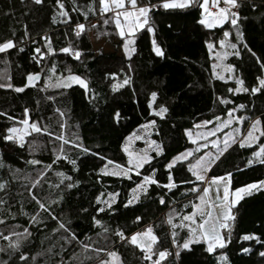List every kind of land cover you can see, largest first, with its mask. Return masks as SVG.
<instances>
[{"label": "trees", "instance_id": "trees-1", "mask_svg": "<svg viewBox=\"0 0 264 264\" xmlns=\"http://www.w3.org/2000/svg\"><path fill=\"white\" fill-rule=\"evenodd\" d=\"M61 2L63 9L56 0H42L40 4L34 0H0V43L12 40L15 44L14 48L0 53V84L13 85L0 88V113L3 114L0 115V184L4 185L0 188V220L4 221L0 223V233L10 237V240L0 239V248L4 249L0 251V264H25L19 259L21 254L28 258L27 264H101V261L150 264L144 260L139 247L116 235L118 230H123L125 236L130 237L150 225L159 237L160 250L167 249L171 253L166 264H264V256L260 255L264 252V189L251 191L232 208L235 219L229 222L230 243L223 249L217 247L213 253L207 252L202 240L191 244V251L179 248L189 237V230L173 228L167 223L171 215L173 223L179 225L183 215L193 212L192 204L199 202L198 194L189 191L199 184L188 170L189 161L178 163L173 169L175 188L168 190L153 184L148 186V194L141 193L136 203L124 206L133 195L131 190L144 175L151 174L152 168L157 169L155 179L161 184L168 183L165 164L192 146L187 131H192L196 124L213 121L216 117L224 119L234 109L232 112L238 117L245 118L241 131L246 130L247 134L252 126L250 122L257 118L261 120L257 128L264 129V90L254 95L250 91H229L237 87H258L257 78H264L261 67L264 63V0H241L236 26L227 20L211 29L198 23L201 8L196 4L183 9H164L159 6L161 0H138L141 6L148 3L158 6L148 14L147 24L134 31L127 51L124 38L118 36V44L110 41V37H117V28L114 22L104 23V19L112 15L109 12L101 16L99 0ZM61 11L68 15L61 16ZM64 21H69L72 28L76 23L84 24L81 37H76ZM92 21L94 24H90ZM149 28L153 31L149 32ZM90 30L110 41L115 51H95L89 38ZM237 30L243 33L242 41L236 38ZM225 32L230 36L225 37ZM45 36L51 38L56 52L36 63L32 58L36 55L35 49L40 47L47 51ZM153 40L163 50V56L153 51ZM221 40L225 42L223 49ZM70 42L81 52L79 59L59 51ZM209 43L214 45L212 49L208 48ZM231 43H236L237 49L229 47ZM118 48L122 49L121 55L117 54ZM236 51L239 56L235 55ZM53 66L55 74L50 71ZM69 72L83 78L87 90L79 84L68 88L46 87V83L54 85ZM29 73H40L41 79L24 92H16L14 88L23 86ZM237 79L244 81L242 86L236 83ZM153 92L157 96L149 108ZM222 99L228 103H222ZM160 106L168 109L163 118L152 112V108L159 110ZM116 113H119L118 120ZM25 119L73 142L63 145V154L68 159L53 163L54 150L59 149L62 141L54 140L47 133L32 131L23 147L4 140L7 129L21 125ZM151 120L155 121L151 138L161 145L162 154L151 153V163L138 170L140 176L132 172L131 180L104 175L101 169L107 160L128 167L124 152L127 138ZM256 134L259 139L247 137L245 147H240L239 143L230 147L212 166L209 177L231 172L235 185L264 180V164L254 162L248 166L250 159H264L253 156L264 145V136L259 131ZM73 144H82L89 151L84 153ZM33 159L42 163L32 165L29 161ZM70 160H76L75 170ZM48 164L52 167L39 177V172ZM60 172L71 180L58 176ZM37 179L40 183L33 188L32 183ZM187 180L194 183H182ZM68 183L75 186L68 189ZM200 185L202 188L203 184ZM109 193H118L111 208L106 203H97V197L111 201ZM33 194L49 211L39 207ZM161 196L164 204L160 203ZM253 212L257 216L254 236L259 239L244 240L245 235H253V229L248 226L250 220L255 221L251 217ZM33 216L40 222H33ZM137 216H141L142 221H136ZM94 218L101 221V225H97ZM61 223L71 231L60 228ZM24 229H28L31 236ZM173 232L177 234L176 245L172 244ZM222 232L227 237V230L222 229ZM13 233L23 234L19 237L18 249L9 247L10 241L18 239ZM72 233L77 239H70ZM81 241L91 247L85 250ZM244 248L249 251H242ZM94 249L103 251L97 253ZM108 252L116 256H109ZM224 255L226 262L221 260Z\"/></svg>", "mask_w": 264, "mask_h": 264}, {"label": "snow or ice", "instance_id": "snow-or-ice-1", "mask_svg": "<svg viewBox=\"0 0 264 264\" xmlns=\"http://www.w3.org/2000/svg\"><path fill=\"white\" fill-rule=\"evenodd\" d=\"M36 4L42 3V0H34ZM57 4L60 6L61 9H63V3L61 0H56ZM221 3H223V7H221ZM193 4H196L198 7L203 9L201 14V19L198 21L201 25H204L205 27L211 29L218 23H223L226 20H229L230 23L233 26H236L238 24V21L240 19L239 11H233V9H239L241 7V0H161V3L159 4L160 7H163L164 9H183L191 7ZM158 5L155 4H145L143 6L138 4V0H99V11L101 16H103L105 13L112 12L113 15L109 18L104 19V23L108 24L110 22H114L116 27L120 30V35L122 38L125 39V50L127 51L128 45L131 44L133 41L131 40L132 32L140 27H143L148 22V14L150 11H152L153 8H156ZM212 8L217 9L216 12L211 11ZM92 11H95V8L91 9ZM61 16H67V12L61 11ZM86 16V14H85ZM207 17V18H205ZM123 18V21L122 19ZM55 19V18H54ZM71 20V17H69V21ZM69 21H64V23L69 24ZM128 23L129 31L126 34L124 31V28L122 27V23ZM69 28L71 31H74L76 37H81V34L85 31V25L82 23H76L75 27L72 28L69 24ZM149 32L153 31L152 28L148 29ZM225 37H229L230 33L225 32ZM237 40L242 41L243 39V33L237 30ZM46 41L45 47L47 48V51H43L40 47H37L35 49V54L32 58L36 61V63H41L43 59L46 56L54 55L56 50L52 46V40L50 37L45 36L44 37ZM224 41L221 40L220 44L223 47ZM15 47V44L12 40H7L4 43H0V53L6 52L8 49H12ZM214 45L212 43L208 44V48L212 49ZM229 47L232 49H237L236 43L229 44ZM244 47L247 48V44H244ZM135 49H133L134 51ZM23 51V49H21ZM60 52L69 54L73 56L76 59H79L81 56V52L77 49H75L71 42L69 43V46L62 47L59 49ZM153 51L157 56H163L164 52L163 50L156 44V41L153 40ZM251 51V49H249ZM239 51L235 52V55L239 56ZM226 55V54H225ZM253 56L256 54L253 52ZM259 62V58H258ZM216 67L215 65L213 66ZM261 67L264 68V63H261ZM50 71L55 74V66H53ZM220 79H224L223 76L219 77ZM41 79L40 73H29L26 76V83L21 87H15L14 90L18 93L24 92L25 88L35 86L34 82L39 81ZM259 86L258 87H252L249 88H242L237 87L235 89H229L230 92L239 93L241 91L243 92H251L253 95L257 92H260L264 90V78L258 77ZM49 80H51V77H49ZM72 83L79 84L82 88L87 90L88 85L87 82L81 78L78 75L72 74L69 72V75L61 77L56 84H47V86L51 87H64L68 88L71 87ZM127 83V81H125ZM236 83L238 85H243L244 81L237 79ZM12 88L13 85L11 84H0V88ZM115 90V86H114ZM152 100L149 101V108L152 107V103L155 101V98L157 96V93L153 92L151 93ZM49 99H52L49 97ZM222 103H228L227 100L222 99ZM240 108H243L244 105H240ZM28 109H25V115L28 114ZM154 114L156 116H159L161 118L164 117V114L168 111V109L164 106H160L159 110H153ZM232 111H229L228 116L229 119L224 120L221 124L215 125L213 130H209L207 135H205L203 138L207 141L208 136H215L217 131H222L224 128L228 127L232 123ZM57 112H60V115L63 116L64 113L61 112L59 109H57ZM0 115H3L0 113ZM116 119L119 118V113L115 114ZM220 117H216L217 121H220ZM241 122L245 119L243 117L237 118ZM23 125H25L24 129L11 127L7 129L8 135L4 136V140L6 141H14L19 143L20 147L24 146L23 142V136L24 135H30L31 133L27 131V129H31L34 132L37 133H47L50 137H54V140L62 141L59 149L54 150V155L56 157L55 160H53V163H56L60 159H68L66 155H64V144L73 143L71 141H68L65 139V137L61 135H55L52 132L48 131L47 127L41 128L38 123L33 122L29 123L28 119H25L22 121ZM212 123L211 121H203L204 125ZM155 121L151 120L148 122L147 125H143L145 129L148 128L150 125H154ZM261 124V120L257 118L255 121L252 122L251 128L248 130L247 136L253 137L254 131H259L261 136H264V129L257 128L258 125ZM64 125L61 124V128H63ZM196 127H200V125H196ZM187 131V130H186ZM237 133L240 132L239 129H235ZM187 134L189 137H191V132L187 131ZM226 138L222 141L221 144H218L215 140L211 141L212 147L215 149L214 153H205L204 155H201L198 159H196L195 163L193 164L191 161H189V157H192L194 155V152H199L201 148H207L208 144L205 143L203 145L198 146L194 150H186L183 153L177 154L175 157L172 158V160L168 161L165 164V169L168 171V183L161 184V182L157 179H155V173L157 172L156 168H152L150 175H144L142 178V181L136 185L135 188H133L131 191L133 193L132 197L127 200L125 203V207H129L130 205L136 203L140 199L141 193L148 194V186H151L153 184L157 185L158 187H162L164 189L171 190L172 188L176 187V183L174 181L172 171L176 167L178 163H182L184 161L188 162V170L191 172L192 176L195 178V181L201 182L204 186L201 188L200 184H195L194 187H192L189 191L192 193H197V199L199 200V203L192 204L193 212L190 214L183 215L181 222L179 225H176L173 223V217L170 215L167 223L170 224L173 228L176 227H182L187 228L189 230V237L184 240L182 245H178L179 248H183L186 250L191 251L190 245L194 243H199L201 240L207 243V252L213 253L217 247L223 249L227 246L228 243H230V235H231V224L230 221H233L235 219L234 215L232 214V208L236 205L239 199H242V194H251L252 190L259 191L261 189H264V180L257 181L255 183L247 184L243 187L235 188L234 190L230 189V183H231V177L232 173L227 172L224 176H212L211 178L208 177L207 173L211 170L212 165H214L218 160H220L221 156L224 155L225 152L228 151V149L231 147V144L233 143H239L240 147H245V140L244 139L237 141L234 136L231 134H225ZM137 139H141V137H136ZM254 139H259V137H253ZM231 141V143L229 142ZM193 144L196 143L195 140L192 141ZM152 145H155L154 151H156L157 155H161L163 152V148L161 145L157 144L156 141L151 142ZM74 147L81 148L84 153H87L89 149L84 148L82 144H73ZM250 146V144L248 145ZM125 152H128V149L125 147ZM131 157L132 154L128 153ZM254 157H264V145H262L259 148V151L253 153ZM102 159H106L105 157H101ZM153 157L147 154L145 151L142 156H138L135 161H133L131 158L129 160V167L125 168L122 165L116 164L115 161L107 160V164L104 166V168L101 169V172L104 175H114V176H123L127 179L131 180L132 177L129 175L130 172L133 170L142 168L144 164H150ZM73 165V169H76V160H70L69 161ZM254 162H259L261 164H264V159H259L258 161L249 160L248 166H251ZM32 165L41 164L42 162L39 160H31L29 161ZM108 165H113L114 170L109 172ZM52 167L51 164L45 165L43 170L39 172V177L44 176V172H46L48 169ZM58 176L62 177L63 179L71 180V177L65 176L64 173L60 172L57 173ZM136 175L140 176L141 173L139 171H136ZM63 179L61 180V183H63ZM40 183V180L37 179L32 183V187L35 188ZM78 183V182H76ZM182 183H194L192 180L182 181ZM75 186L74 183H68L66 187L68 189H71ZM4 185L0 184V188H3ZM56 187H59V185H56ZM214 188L215 196L211 200V203H209L208 198L210 190ZM222 190V195H221ZM103 195V194H101ZM109 197H111V201H102L100 197H97V203H106L108 208H111L112 203H115V198L118 195V193H109ZM235 196V199H230V197ZM34 200H36L37 204H39V207L45 211H49L48 208H46L45 204L39 200V198L33 194L32 197ZM62 198V197H61ZM160 203L164 204L165 199L163 196L159 198ZM2 203V201H0ZM98 211L103 212L104 208H98ZM197 216H199V221L197 220ZM33 222L39 223L40 221L37 220L36 216H33L32 218ZM53 219H56V217H53ZM95 220V218H94ZM136 221H142L141 216L136 217ZM4 221L0 220V223H3ZM187 222V223H185ZM95 223L97 225H101V221L95 220ZM60 228L65 229V231H71L70 229L66 228L65 224L61 223ZM223 230H227V237L222 232ZM107 231V229H104ZM24 232L27 233L28 236H31V232L28 229H24ZM12 235H15L18 237L16 241H10L9 247L13 249L19 248V237L23 234L21 233H13ZM116 235L121 239L124 240L126 243H130L131 245H135L139 247L143 252V258L145 261L150 262V264H161V262L167 261V257L171 255V253L167 250H160L159 248V237L154 233L153 227L150 225L148 226L144 231L142 232H135L130 237H126L123 230H118L116 232ZM177 234L175 232L172 233V244L176 245L177 241L175 239V236ZM0 239L3 240H10L9 236L3 235V233H0ZM70 239L75 240L76 235L75 233L71 234ZM244 240H251V239H259L258 237H255L254 235H245L243 237ZM85 250H88L91 246L88 244H84L82 241L80 242ZM155 246V247H154ZM0 251H4V249L0 248ZM95 252L99 253L100 251H103V249H94ZM244 252H248L249 249L244 248L242 249ZM109 256H116V253L114 252H108ZM177 255H179V252H177ZM261 256H264V252L260 253ZM156 257V259H153V257ZM89 257H85V259H88ZM19 259L21 261H24L25 264H27V257L23 254L20 255ZM34 259V258H33ZM222 261H227V256L224 255L221 257ZM4 264H7V262H4ZM101 264H110L108 261H101Z\"/></svg>", "mask_w": 264, "mask_h": 264}, {"label": "rangeland", "instance_id": "rangeland-1", "mask_svg": "<svg viewBox=\"0 0 264 264\" xmlns=\"http://www.w3.org/2000/svg\"><path fill=\"white\" fill-rule=\"evenodd\" d=\"M202 11H203V9H201V14H202ZM110 14L113 15L112 12ZM205 18H207V17H205ZM121 19L123 21V18H121ZM226 21H224L223 23H225ZM223 23H218L214 27L220 26ZM90 24H94V22L92 21ZM122 27L124 28V31L127 34L128 31H129L128 23L127 22L122 23ZM134 31L132 32V34L134 33ZM117 33H118L117 37H110V41L113 42V43H116V44L119 43V37L118 36L121 37L120 30L118 28H117ZM89 38H90V42H91L92 48L95 51H99V50H101L103 52H114L115 51V48L112 46V44H111L110 41H107L105 37H101V36L98 37L93 30H90V32H89ZM125 43H126V41L124 39V44ZM44 44L46 45V41L45 40H44ZM221 49H223L222 46H221ZM121 53H122V49L121 48H118L117 54L118 55H121ZM72 84H77V83H72ZM153 110H157V109L152 108V112H154ZM237 118H240V117H238L235 114V112H232V123L228 127L224 128L222 131H217L215 136H208L207 141L203 137L205 135H207V133L209 132V130H213L214 127H215V125L221 124L224 120L229 119L228 114H227V116L224 119H220V121H217L215 119V120L211 121L212 123L207 124V125H204L203 122L196 124V125H200V127H196V125H195L194 129L192 131H190L191 132V137L188 136V139L191 142L192 146L189 149H186V150H194L198 146L203 145L205 143H207L208 146H207V148H201L199 152H194V155L192 157H189V161H191L194 164L195 161H196V159H198L201 155H204L205 153H214L215 152V149L212 147L211 141L215 140L218 144H221V146H222V141L226 138L225 134H231L232 136L235 137V139L237 141H240V140L244 139L245 137H248L247 134H246V130L245 131H241V129H240L241 128V121L239 119H237ZM252 122L253 121H251L250 124ZM152 127H153L152 125L148 126L147 129H145L144 127H142L137 132L131 134L127 138V141H126V143L124 145V149L126 147L128 149V152H125V151L124 152H125V154L127 156L128 163H129L130 158L133 161H135V159L138 156H142L145 151L150 156H151V153H153V152L156 153V151H154L155 145H152L151 144V142L153 141L152 138H151V135H152ZM16 128L24 129L25 128V125H23V123H22L21 125L16 126ZM235 129H239L240 132L237 133L236 131H234ZM27 131L30 132V133L32 132V130L30 128L27 129ZM27 136L28 135H24L23 136V142H24V140L26 139ZM136 137H141V139H137ZM253 137H257L256 131L253 132ZM253 137H248V139L249 138L252 139ZM193 140L196 141L195 144L192 143ZM254 140H256V139H254ZM229 142L231 143V141H229ZM234 144H238V143L231 144V147ZM186 150H184L183 152H185ZM183 152H181V153H183ZM128 153H131L132 156L130 157ZM128 167H129V164H128ZM139 169L133 170L132 172H136ZM108 170H109V172L113 171L114 170V166L113 165H108ZM132 172H130L129 175ZM209 172L207 173L208 177H209ZM119 177H121V176H119ZM209 178H211V177H209ZM199 184H201V182H199ZM247 184H251V183H244V184H240V185H235V182L231 178L230 189L234 190L235 188L243 187V186H245ZM252 191H254V190H252ZM221 195H222V190H221ZM245 195L246 194H242V196H245ZM214 196H215V191H214V188H213L212 190H210L209 197L206 198V199H208L209 203H211V200L214 198ZM230 199H235V196L230 197ZM198 217L199 216H197V218ZM251 217L252 218H255L254 219L255 221L250 220L248 222V226L253 229L252 234L253 235H256V229H257L256 226H255V222L257 221L256 212H253L252 215H251ZM144 230L145 229L140 230L138 232H142ZM203 243L205 244L206 249H207V243L204 242V241H203Z\"/></svg>", "mask_w": 264, "mask_h": 264}, {"label": "built area", "instance_id": "built-area-1", "mask_svg": "<svg viewBox=\"0 0 264 264\" xmlns=\"http://www.w3.org/2000/svg\"><path fill=\"white\" fill-rule=\"evenodd\" d=\"M221 7H223L224 5H223V3H221V5H220ZM211 11H213V12H216L217 11V9H215V8H212L211 9ZM233 11H237V9H233Z\"/></svg>", "mask_w": 264, "mask_h": 264}, {"label": "crops", "instance_id": "crops-1", "mask_svg": "<svg viewBox=\"0 0 264 264\" xmlns=\"http://www.w3.org/2000/svg\"><path fill=\"white\" fill-rule=\"evenodd\" d=\"M143 27H144V26H143ZM143 27L137 28L136 30H140V29H142Z\"/></svg>", "mask_w": 264, "mask_h": 264}]
</instances>
